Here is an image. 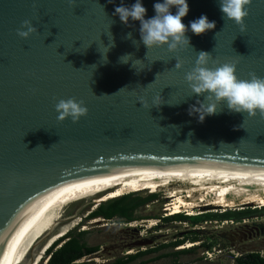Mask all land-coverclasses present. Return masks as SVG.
<instances>
[{
	"label": "water",
	"instance_id": "obj_1",
	"mask_svg": "<svg viewBox=\"0 0 264 264\" xmlns=\"http://www.w3.org/2000/svg\"><path fill=\"white\" fill-rule=\"evenodd\" d=\"M156 2L143 0L146 19ZM188 3L186 26L204 14L216 27L189 30L194 49L171 53L148 49L139 21L114 15L121 0H0V264H36L39 252L47 264L55 243L44 247L79 224L80 192L110 172H205L264 197V115L221 103L199 123L188 109L203 97L185 80L200 51L212 55L210 68L235 63L239 79L264 77V0H252L244 33L222 18L218 0ZM25 20L38 29L27 39L18 35ZM128 54L141 61L122 63ZM159 94L166 103L158 109L139 103ZM69 98L88 108L76 123L57 119L56 103Z\"/></svg>",
	"mask_w": 264,
	"mask_h": 264
},
{
	"label": "rangeland",
	"instance_id": "obj_2",
	"mask_svg": "<svg viewBox=\"0 0 264 264\" xmlns=\"http://www.w3.org/2000/svg\"><path fill=\"white\" fill-rule=\"evenodd\" d=\"M157 193L158 198L152 199H150L152 193L149 190L131 193L133 195L128 198V201L141 204L132 212V221L129 223H119L118 219L91 220L89 215L99 207L95 199L76 203V212L81 214L79 224H75L72 231L77 233L87 231L85 240L89 245L100 247V251L84 257L81 261L93 260L92 264H108L116 258L162 244L169 246L141 257L132 264H139L141 261L164 253L169 256L146 264H175L176 262L179 264H235L236 258L246 253L259 252L264 255V206L262 204L197 209L195 216L203 217L204 221L193 225L188 219L181 221L170 216L172 211L167 209L174 196L171 197L165 191ZM256 208L258 210L251 211ZM231 209L235 211L244 209L248 212L228 219L207 217V214L220 216L221 213ZM184 213L189 216L188 212ZM154 223L155 226L152 227ZM195 235H198V241L188 240ZM181 240H184V243L177 246L175 243ZM214 241L217 242L211 250L216 251V254L212 259H208L206 252L210 250V245ZM189 244L195 245L181 250L188 252L176 254L180 251L179 247ZM40 264H46V261L42 260Z\"/></svg>",
	"mask_w": 264,
	"mask_h": 264
},
{
	"label": "clouds",
	"instance_id": "obj_3",
	"mask_svg": "<svg viewBox=\"0 0 264 264\" xmlns=\"http://www.w3.org/2000/svg\"><path fill=\"white\" fill-rule=\"evenodd\" d=\"M70 2L75 4V0ZM108 2L114 3V0H108ZM251 3L252 0H218L220 11L223 13L222 18L227 17L228 20L234 21L240 27L241 33L247 29L245 18L249 15ZM153 9L155 15L146 19L147 8L143 0H135L131 6L125 5L121 0V4L116 6L114 11V15H117L125 25H128L130 20L139 21L140 38L148 49L167 45L169 52L177 53L184 48H193L191 38L186 35L189 30L195 35H201L216 27V21H210L204 14L190 21L186 26L182 20L190 11L188 0H157L153 4ZM172 9H175V12ZM36 31L38 29L33 23L25 20L22 29L18 30V35L27 39ZM127 38L131 39V33ZM113 46L114 43H110L106 47L107 51L103 53L104 62H107V52ZM211 56L206 51L198 52L195 66L185 74V80L192 94L203 97L202 100L197 99L195 104L189 106L188 114L197 117L198 122L203 123L208 116L218 113L219 104L226 103L229 113L241 115L247 113L248 116H255L259 111L261 115H264V77L252 73L250 79H239L236 75L235 63H224L210 68L208 65ZM120 60L122 63H128L131 60L132 66L135 61H141L139 59L133 61L131 54L122 56ZM183 67V62L177 58L175 68L181 70ZM139 103L145 108L158 109L166 102L159 94L154 96L150 103L143 97L140 98ZM55 108L58 113L57 119L61 122L71 118L76 123L88 113L84 101H77L75 98L60 99ZM238 127L241 128L240 125ZM37 148H43V146Z\"/></svg>",
	"mask_w": 264,
	"mask_h": 264
},
{
	"label": "bare ground",
	"instance_id": "obj_4",
	"mask_svg": "<svg viewBox=\"0 0 264 264\" xmlns=\"http://www.w3.org/2000/svg\"><path fill=\"white\" fill-rule=\"evenodd\" d=\"M148 190L151 193L165 191L171 197L174 196L167 209L172 211L170 216L182 212H188L189 216L196 215L197 209L219 206H223V208L255 204L264 206V197L252 195L205 172L151 170L110 172L89 183L76 198V203L92 198L95 199L96 204L100 205L127 194ZM74 225L54 237L44 247L45 250L61 239ZM194 245L179 247V250L189 249ZM41 255L42 252H39L36 264L42 262L43 257ZM29 264L34 263L30 262Z\"/></svg>",
	"mask_w": 264,
	"mask_h": 264
},
{
	"label": "trees",
	"instance_id": "obj_5",
	"mask_svg": "<svg viewBox=\"0 0 264 264\" xmlns=\"http://www.w3.org/2000/svg\"><path fill=\"white\" fill-rule=\"evenodd\" d=\"M133 194H127L120 198L111 200L108 203L101 204L97 210L92 212L89 215V219H98L104 218L106 220L118 219L119 223H129L132 221V212L139 207L141 203L129 202L128 198ZM158 194H153L150 196L152 198H158ZM149 200V199H148ZM256 209H251V211H256ZM248 210H239L235 211L233 209L227 210L226 212L221 213V215H210L207 214L208 218L213 217H223L225 219L238 217L241 214H245ZM172 217V216H171ZM176 220H186L188 219L193 225H197L200 222L204 221V218L201 216H187L185 214L175 215L173 217ZM168 219V218H166ZM87 231H81L80 233L71 231L69 232L63 239L55 242V244L46 252V255L49 258L47 264H92L89 261H81L84 257L93 255L100 251L99 246H91L85 240V235ZM188 240H192L193 242L198 241V235L189 238ZM217 241H214L210 245V249L215 247ZM184 243V240L177 241L175 243L177 246ZM168 244H162L158 247H154L151 249H147L145 251H139L135 254H129L123 257L116 258L110 261L108 264H132L133 262L139 260L141 257H144L151 253H156L163 248L168 247ZM188 251H178L176 254L184 253ZM169 256V254L164 253L158 255L152 259L141 261L139 264H146L149 261L161 259ZM179 264V263H175ZM235 264H264V255L259 252H250L243 254L236 258Z\"/></svg>",
	"mask_w": 264,
	"mask_h": 264
},
{
	"label": "built area",
	"instance_id": "obj_6",
	"mask_svg": "<svg viewBox=\"0 0 264 264\" xmlns=\"http://www.w3.org/2000/svg\"><path fill=\"white\" fill-rule=\"evenodd\" d=\"M214 254H216V251L211 250V249L206 252V255H207L208 259H212Z\"/></svg>",
	"mask_w": 264,
	"mask_h": 264
}]
</instances>
